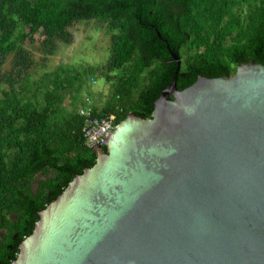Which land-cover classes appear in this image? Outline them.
Returning a JSON list of instances; mask_svg holds the SVG:
<instances>
[{
	"label": "water",
	"instance_id": "water-1",
	"mask_svg": "<svg viewBox=\"0 0 264 264\" xmlns=\"http://www.w3.org/2000/svg\"><path fill=\"white\" fill-rule=\"evenodd\" d=\"M166 48L150 116L91 147L10 264H264V64L178 89Z\"/></svg>",
	"mask_w": 264,
	"mask_h": 264
},
{
	"label": "trees",
	"instance_id": "trees-1",
	"mask_svg": "<svg viewBox=\"0 0 264 264\" xmlns=\"http://www.w3.org/2000/svg\"><path fill=\"white\" fill-rule=\"evenodd\" d=\"M89 20L109 33L103 64L30 76L35 61L24 44L39 37L42 52L54 54ZM167 45L181 61L178 89L199 75L231 76L241 62L264 64V0H0V264L15 259L38 212L95 162L82 133V86L95 72L111 84L94 116L114 114L115 125L130 113L150 116L176 68Z\"/></svg>",
	"mask_w": 264,
	"mask_h": 264
},
{
	"label": "rangeland",
	"instance_id": "rangeland-1",
	"mask_svg": "<svg viewBox=\"0 0 264 264\" xmlns=\"http://www.w3.org/2000/svg\"><path fill=\"white\" fill-rule=\"evenodd\" d=\"M73 41L70 44L58 43L54 54L45 55L40 49L39 37L33 43L24 44L30 51L35 63L30 69V76L37 79L45 71L53 70L59 64L74 65L77 67L89 65H101L108 55L109 33L96 20L81 21L71 28ZM11 67V55L1 66V71H8ZM96 78L87 81L79 90V97H89L92 104H103L108 98L111 84L105 81L104 76L95 72ZM87 80L88 75L83 77ZM6 88V85L3 84ZM64 105H69V97L66 96ZM34 187V185H33Z\"/></svg>",
	"mask_w": 264,
	"mask_h": 264
},
{
	"label": "built area",
	"instance_id": "built-area-1",
	"mask_svg": "<svg viewBox=\"0 0 264 264\" xmlns=\"http://www.w3.org/2000/svg\"><path fill=\"white\" fill-rule=\"evenodd\" d=\"M92 101L85 97V105L79 109V114L84 117L82 128L85 144L89 147L104 145L111 135L115 125V115L97 117L92 114Z\"/></svg>",
	"mask_w": 264,
	"mask_h": 264
}]
</instances>
